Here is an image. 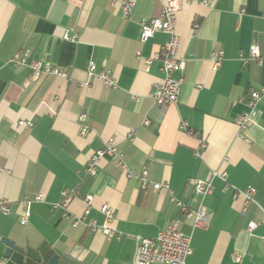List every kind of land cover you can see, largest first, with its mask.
Returning a JSON list of instances; mask_svg holds the SVG:
<instances>
[{
    "label": "crops",
    "instance_id": "1",
    "mask_svg": "<svg viewBox=\"0 0 264 264\" xmlns=\"http://www.w3.org/2000/svg\"><path fill=\"white\" fill-rule=\"evenodd\" d=\"M121 1L0 0V204L11 209L7 216L0 211V264H16L4 258L3 238L20 247L45 242L71 264H133L136 238L157 237L178 216L170 192L143 188L107 157L97 176L86 175L90 157L109 139L119 143L129 170L146 169L151 182L168 184L183 201L191 197V180L226 174L230 188L214 178L204 198L210 226L194 231L186 264H236V252L244 254L242 264H264L263 214L257 206L244 213L243 199H232V187H253L264 207V103L246 129L236 124L249 112V95L264 88V0H181L176 76L183 84L177 104L167 107L157 106L152 93L164 79L155 57L170 37L158 32L142 42L140 22L158 18L169 0H128L134 2L129 18ZM66 31L76 40H65ZM252 44L260 58L244 65L240 56L248 57ZM219 50L223 62L213 69L210 56ZM16 54L47 61L67 77L32 82L28 67L11 64ZM90 62L110 70L118 87L95 79L85 85ZM81 114L88 136L80 134ZM183 121L191 133L181 130ZM65 189L76 196L72 217L84 218L77 227L57 206ZM38 194L43 201L32 204L21 225L23 199ZM104 205L114 214L111 223ZM91 221L116 236L91 231ZM251 221L258 224L252 235ZM190 227L187 220L181 226L186 233Z\"/></svg>",
    "mask_w": 264,
    "mask_h": 264
},
{
    "label": "built area",
    "instance_id": "2",
    "mask_svg": "<svg viewBox=\"0 0 264 264\" xmlns=\"http://www.w3.org/2000/svg\"><path fill=\"white\" fill-rule=\"evenodd\" d=\"M190 1V0H186ZM181 0H169L165 5L161 15L155 19H142L140 25L142 27L141 40L145 42L154 37L158 32L169 35V40L163 45L160 53L155 57L161 62V71L164 75L163 81L156 85L152 97L157 106L167 107L175 105L178 102L181 86L183 84L182 77H177V74L182 73V64L178 58L180 49V38L176 34L177 11L180 8ZM122 14L123 17L129 18L131 15L134 2L122 0ZM64 39L68 41H75L76 36H70L68 31L64 34ZM223 51H214L211 53L210 61L213 69H218L223 62ZM260 58V50L256 44H252L249 49V56H240L241 62L245 65L250 60H257ZM148 64L151 61H147ZM14 66H25L31 70L30 79L32 82L38 81L41 77L47 75H55L59 77H67V74L58 67L52 66L47 61L35 60L28 62L26 56L16 54L11 60ZM88 81L85 85H89L92 79L100 81L106 88L115 89L118 87L117 81L110 70H98L94 62H90L87 69ZM264 103V88L253 91L248 97L249 112L240 116L236 124L241 129H246L254 120L257 115V105ZM80 124V134L88 136L90 127L87 125V116L81 114L78 117ZM147 122L145 121V124ZM19 125L32 126V123L20 121ZM180 128L182 131L191 133L187 122H181ZM134 130H131L129 137L131 138ZM201 147L205 148L206 143L201 141ZM109 158L116 163L117 166L127 171L128 178H135L145 189H153L154 191L166 190L171 194V201L175 204L178 210V216L173 218L168 227L158 234L155 238H136V249L134 253L133 264H186L189 256L192 255V237L196 229H207L210 226L212 215L208 212L204 198L213 192V179L219 178L225 183L224 190L230 188L227 176L225 173L213 171L209 179H193L190 181L191 197L187 201L177 199L173 196L170 187L166 183H153L149 179V173L144 169L141 173L136 174L127 168L124 161V154L119 149V143L115 139H109L103 149L96 151L89 159L85 173L87 176H97L100 168V163L104 158ZM233 188V201L240 198L243 199V212L246 213L250 207L257 206L262 212L264 217V207H260L256 200V189L248 187L244 190ZM75 195L69 189L62 192V200L57 205L63 211V218L70 221L73 227L83 223V217H72L69 206ZM43 201V196L38 194L33 197H26L22 201V205L26 207L25 214L20 218L21 225H26L30 217V208L33 203ZM92 201L91 196H86L84 202L90 205ZM0 211L3 215H10L11 209L7 203L0 204ZM102 213L106 217L107 223H111L114 219V214L108 205L101 208ZM88 214L86 211L85 215ZM264 219V218H263ZM190 221V232L186 233L182 230L181 226L184 221ZM264 225V220H263ZM87 227L95 232L101 230L102 233L108 238L112 239L116 236V231L110 226H103L99 228L98 225L91 221ZM258 227V224L251 221L247 225V231L250 235ZM244 254L236 252L233 256V261L236 264H242Z\"/></svg>",
    "mask_w": 264,
    "mask_h": 264
},
{
    "label": "water",
    "instance_id": "3",
    "mask_svg": "<svg viewBox=\"0 0 264 264\" xmlns=\"http://www.w3.org/2000/svg\"><path fill=\"white\" fill-rule=\"evenodd\" d=\"M2 242L7 247L4 258L16 264H71L60 259L59 255L45 242L39 245L29 243L25 247L16 246L7 238H3Z\"/></svg>",
    "mask_w": 264,
    "mask_h": 264
}]
</instances>
